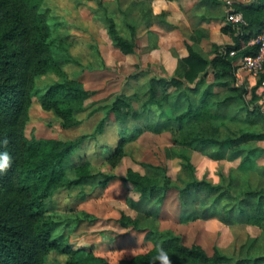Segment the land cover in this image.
I'll return each mask as SVG.
<instances>
[{
    "label": "trees",
    "instance_id": "obj_1",
    "mask_svg": "<svg viewBox=\"0 0 264 264\" xmlns=\"http://www.w3.org/2000/svg\"><path fill=\"white\" fill-rule=\"evenodd\" d=\"M83 1L97 4L100 20L125 55L136 52L141 28L150 32L155 24H165L162 15L153 13L154 0H137L128 8L121 7L119 20L115 10L102 0ZM43 2L0 0V264H47L52 251L64 254L65 264H110L83 248L73 250L64 233L74 220L60 218L53 209L54 196L60 190L87 185L106 188L117 179L113 172L96 171L85 159L75 161V154L104 132L113 114L120 125L133 121L138 124L136 129L143 131L157 134L169 131L179 147H200L203 152L213 147L215 152L206 153L212 159L235 160L243 156L242 166L254 168L256 149L251 143L264 140V133L247 125L240 126L238 133L224 132L223 117L239 101L244 107L236 111L237 116L242 112H262L261 106L250 109L246 98L250 91L239 85L236 63L241 57L255 56L258 52V46L249 43L264 32V0L233 4L200 0L197 9L203 10L201 21L223 22L221 31L232 42L212 43L209 31L199 28L193 38L196 45L186 43L188 55L180 57L176 74L170 78H151L144 99L135 98L141 109L134 108L133 98L119 96L95 131L75 140L22 136L23 116L34 99L45 110L53 111L63 127L71 128L79 124L77 113L92 93L81 81L63 77L65 64L81 63L71 54L69 41L56 36L57 27L45 14ZM234 9L243 14L244 24L227 21L228 13ZM207 43L209 49L205 52L202 46ZM232 51L235 56L230 55ZM49 73L63 79L39 85L38 79ZM210 75L213 80L208 83ZM260 83L261 80L251 90L255 102L260 99L256 94ZM119 150L120 147L113 157ZM180 157L189 171L185 187L173 185L166 167L151 164H145V174L129 169L122 179L138 193L144 204L141 209L149 217H159L169 191L176 188L183 220L216 218L229 225L242 218L264 227V189L252 187L249 182L242 185L233 173L227 184L224 176L226 187L200 180L195 177L190 157L184 154ZM120 223L126 229L145 231L154 247L119 264H264V255L235 260L219 250L209 255L200 245H185L182 237L172 230L161 231L156 225L144 228L140 219L122 216Z\"/></svg>",
    "mask_w": 264,
    "mask_h": 264
},
{
    "label": "rangeland",
    "instance_id": "obj_2",
    "mask_svg": "<svg viewBox=\"0 0 264 264\" xmlns=\"http://www.w3.org/2000/svg\"><path fill=\"white\" fill-rule=\"evenodd\" d=\"M102 1L111 10H115L119 20L122 18L120 8H128L137 0ZM178 6V9L176 4L171 6L175 12L169 9L160 14L165 24H155L150 32L141 28L136 52L125 55L113 43L106 24L98 16L100 11L95 2L44 0L42 7L50 22L57 27L56 36L69 41L71 54L81 63L65 64L63 77L81 81L92 93L85 99L82 110L77 113L79 124L71 128L63 127L53 111L45 110L38 100L34 99L23 116V138L75 140L82 135L92 134L105 116L106 110L119 96L133 98L134 108L139 109L140 103L135 98L139 96L144 99L148 81L151 78L174 76L179 65L180 57L176 49L168 42L164 49L161 48V37L155 30H163L168 36V41L180 40V44L195 46L194 34L205 23L200 19L201 13L198 12L197 5L186 13L187 9L182 3ZM145 36H148V40L146 46L142 47L141 40ZM166 54L177 59L173 74L168 72L166 64L163 63V56ZM236 65L239 85H245L250 91L246 96L250 109L261 106L262 112H242L237 116L236 111L244 107V103L239 101L227 109V116L223 117L226 120L223 130L232 134L238 133L240 126L247 125L253 131L264 133V93L260 94L257 89L256 94L260 99L255 102L251 92L261 76H255L243 69L240 61ZM61 78L58 74L49 73L39 78L37 83H53ZM212 80L210 75L207 82ZM137 125L133 121L124 126L120 125L111 114L104 132L98 134L95 140H89L75 154V161L85 159L92 163L96 171L113 172L117 179L106 188L87 185L83 188L63 189L55 194L54 212L60 218L70 217L74 220L64 233L71 248H83L110 264H119L153 249L154 244L147 239L145 231L126 229L122 226L120 219L126 216L140 219L144 228L156 225L161 231L172 230L182 237L185 245H200L209 255L219 250L233 260L263 256L264 227L249 224L242 218L229 225L216 218L183 220L180 217V195L176 188L169 191L165 203L159 209V217H149L141 209L144 204L138 193L122 179L129 169L145 174V164H151L166 167L173 185L185 187L190 177L180 157L184 154L190 157L195 177L200 180L223 185L224 176L227 184L233 173L242 185L249 182L252 187L264 189V140L251 143L256 153L254 168L249 169L246 168L247 165L242 166L243 156L235 160H215L206 154L215 152L213 147H209L205 152L200 147H179L173 142L171 132L157 134L136 129ZM125 138L129 140L123 141ZM119 147V154L113 157ZM239 167L242 168L241 171ZM65 262L66 256L59 251H52L47 259V264Z\"/></svg>",
    "mask_w": 264,
    "mask_h": 264
},
{
    "label": "crops",
    "instance_id": "obj_3",
    "mask_svg": "<svg viewBox=\"0 0 264 264\" xmlns=\"http://www.w3.org/2000/svg\"><path fill=\"white\" fill-rule=\"evenodd\" d=\"M158 2H160L161 4ZM199 2H200V0H175L172 2L166 1V0H154L152 8H153V13L155 15H160L161 13H163L164 11L166 12L169 9H171L170 11L175 12L176 10H173V8L171 6L176 4V7H177L176 9H178L179 3H182L183 7H185L187 9L185 11V13H186V12L192 10L195 7V5H198ZM234 2L246 3V2H249V0H234ZM198 12L203 13V10L200 9V10H198ZM184 18H185V16H184ZM223 25H224V23L221 21H212V22H205L203 24V26H201V28L209 31L210 42L217 43L219 45H225V44L231 43L232 40H231L230 36L222 33L221 28ZM155 31H156V33L159 32L157 34H159L161 37V44H162L161 48L164 49V47L166 46V42H168L169 45L171 44L172 47H174L176 49V52L179 55V57L182 58V57H185L188 55V50L186 48V44H184V43L180 44L179 43L180 40L168 41L167 40L168 36L165 35V32L163 30L157 28V30H155ZM147 38H148V36H145L144 38H142V40H141L142 47L146 46V43L148 40ZM208 45H209V43H207L205 46L204 45L202 46V48L205 52L209 49ZM149 59L151 60V58H149ZM163 63L166 64V67L169 70L168 72L170 74H173L175 72L176 67H177V59H175L173 57H168V55L166 54L163 56Z\"/></svg>",
    "mask_w": 264,
    "mask_h": 264
},
{
    "label": "built area",
    "instance_id": "obj_4",
    "mask_svg": "<svg viewBox=\"0 0 264 264\" xmlns=\"http://www.w3.org/2000/svg\"><path fill=\"white\" fill-rule=\"evenodd\" d=\"M228 4H233L232 1H228ZM227 21L234 25H241L245 23L242 13L236 12L235 9L231 10L227 15ZM251 46H258V52L255 56L241 57L238 61L241 62L243 69L252 72L255 76H261V83L258 91L260 94L264 93V32L257 38H254L249 43ZM231 56H235V51L230 53Z\"/></svg>",
    "mask_w": 264,
    "mask_h": 264
},
{
    "label": "clouds",
    "instance_id": "obj_5",
    "mask_svg": "<svg viewBox=\"0 0 264 264\" xmlns=\"http://www.w3.org/2000/svg\"><path fill=\"white\" fill-rule=\"evenodd\" d=\"M165 261H166V257H164Z\"/></svg>",
    "mask_w": 264,
    "mask_h": 264
}]
</instances>
